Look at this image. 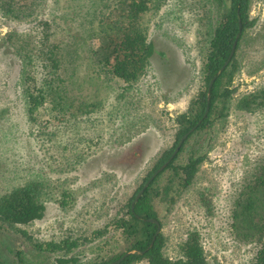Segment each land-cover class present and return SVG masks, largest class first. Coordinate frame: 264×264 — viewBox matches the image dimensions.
I'll return each mask as SVG.
<instances>
[{"label":"rangeland","instance_id":"rangeland-1","mask_svg":"<svg viewBox=\"0 0 264 264\" xmlns=\"http://www.w3.org/2000/svg\"><path fill=\"white\" fill-rule=\"evenodd\" d=\"M35 1L31 9L15 12L23 7L22 0H0V195L9 191L18 174L27 171L44 182L45 211L41 220L0 230V261L108 262L124 252L130 241L111 225L114 217L153 161L171 147L174 119L202 86L205 41L217 23L219 7L211 0H152L139 22L155 53L146 74L131 85L107 82L97 58L92 57L98 46L96 36L120 32L122 22L113 16V5L105 2L108 8L104 9L101 0ZM28 11L31 15L24 17L22 13ZM249 16L255 26L236 54L230 88L235 100L264 87V45L260 44L264 0H251ZM39 21L48 22V32ZM49 43L60 45L63 67L59 74L71 82L74 98L94 105L96 120L73 117L83 109L72 106L70 95L57 106L45 103L40 112L48 114L50 109L54 118L44 115L41 123L30 122L17 53L32 57L33 80L40 84L44 71L37 57ZM55 131L56 135H49ZM68 145L79 146L72 152L78 154L74 159L69 157ZM184 148V153L206 156L198 178L208 177L202 188L210 182L215 191L214 195L195 193L197 178L188 192L176 195L172 202H156L165 256L180 259L178 243L185 237L184 230L192 228L202 237L208 264H249L254 249L230 228L228 190L232 181L244 179L264 157V115L230 108ZM186 157L181 154L178 163ZM165 180L166 175L159 179L160 186ZM98 231L103 235L95 236ZM67 242L77 246L69 252L56 250Z\"/></svg>","mask_w":264,"mask_h":264},{"label":"trees","instance_id":"trees-1","mask_svg":"<svg viewBox=\"0 0 264 264\" xmlns=\"http://www.w3.org/2000/svg\"><path fill=\"white\" fill-rule=\"evenodd\" d=\"M22 1L24 2L23 7L18 10L14 9L15 12L31 9L37 4L35 0ZM151 1L101 0L102 7H105V2L113 5V16H117L122 22L119 33L104 31L99 36L95 35L98 46L92 51V57L97 58L98 64L101 65L99 70L108 80L107 82L118 80L123 84L131 83L133 85L146 74L155 48L147 39L146 30L141 28L139 21L150 10ZM211 1H215L219 7V15L212 33L205 41L206 56L202 69V86L196 97L189 102L186 110L174 119L176 128L174 129L173 144L153 161L148 173L142 178L133 195L121 207L111 223L116 230L120 231L121 235L126 236L127 240L130 239L127 249L118 256L114 255L115 258H110L108 262L100 260L91 262V264L113 263L129 252L134 253L125 257L118 264H208L204 256L202 237L198 231L192 228L184 230L185 237L178 243L180 259L172 261L165 256V239L160 223L161 213L158 211L160 205L156 206V202L170 203L176 195L188 192L187 190L202 173L201 168L206 156L192 152L184 153L186 143L193 136L212 127L219 118L225 116L230 108L252 115H264V87L242 95L236 100L233 96L234 89H230L232 76L236 69V54L248 31L255 26V20L249 16L251 0ZM11 12L13 9L9 11V13ZM22 14H25L24 17L31 15L29 11ZM39 24L48 32L47 21H39ZM239 25L241 26L240 32ZM261 34L264 35V33ZM235 41L234 53L226 67L220 72ZM260 44L264 45V40H260ZM43 47L45 48L43 49ZM43 47L37 57V61L41 63L42 71H44L40 84L33 80L35 65L32 57L29 53H25V55H22L21 52L17 53L22 62L21 78L24 84L23 94L27 102L26 110L29 120L33 124L41 123V118L44 115L52 118L53 116L49 115L50 109L46 111L48 114H42L40 111H43L47 105L57 106L59 101L67 100L73 93L69 84L71 82L68 83L59 74L63 67V50L60 45L49 43ZM30 79L32 80L29 81ZM212 79L214 81L209 92L208 112L204 116L208 86ZM71 104L72 106L77 104L83 109L81 113L84 114V118H80L82 117L81 113L80 115L72 114L73 117H79L84 122L97 119L93 116V104H85L84 99L78 100L73 96ZM192 129L193 131L185 138L170 162L153 178L142 195L134 202L137 193L150 177L170 159L181 137ZM56 134L57 131L49 133V135ZM77 149H79L78 145H68L66 150H68L69 157L72 159L77 157L78 154L72 155V152ZM181 154L182 157L187 155L184 163L177 161ZM164 175H166V180L160 186L159 179ZM200 177L198 178L200 180L195 183V193L207 191L208 194L214 195L213 191L215 190L210 182L202 188V184L209 178L205 175ZM14 181L15 184L9 188V191L0 195V230H3V227L14 228L17 225H29L36 220H41L44 215L43 200L46 196L41 192L44 191V182L39 181L27 171L18 174ZM202 194L206 197L204 193ZM228 195L227 217L230 228L236 238L253 247L254 252L249 264H264V157L251 168L244 179L232 181ZM208 203L211 204L210 199H208ZM119 215L121 216L119 217ZM151 219L157 220L158 233H156L157 226L150 222ZM102 235L103 231L95 233L97 237ZM76 246L75 242L71 244L67 242L62 247L57 246L56 250L63 249L65 252H69ZM70 262H75V260L71 259ZM0 264L4 263L0 261Z\"/></svg>","mask_w":264,"mask_h":264},{"label":"water","instance_id":"water-1","mask_svg":"<svg viewBox=\"0 0 264 264\" xmlns=\"http://www.w3.org/2000/svg\"><path fill=\"white\" fill-rule=\"evenodd\" d=\"M240 31H241V26L239 25V32H240ZM235 45H236V41L234 42V44H233V46H232V50H231V52H230V54H229V57H228L227 61H226V62L224 63V65L221 67L220 72L223 71V69L226 67V65H227L228 62L230 61V59H231V57H232V55H233V53H234ZM213 81H214V79H212V80L210 81L209 86H208V94H207L206 109H205L204 116H205V114H207V112H208V106H209V101H210V93H209V92H210V87H211V85L213 84ZM192 131H193V129L181 137V139H180V141H179L177 147L175 148V150H174L172 156L170 157V159L167 160L166 163H165L164 165H162V166H161V167H160V168H159V169H158V170H157V171H156V172L150 177V179L145 183V185L143 186V188L137 193V195H136V197H135V199H134V202H136V201L138 200V198L142 195L144 189L149 185V183L153 180V178H154L159 172H161V171L166 167V165L170 162V160L173 158V156H174V155L177 153V151L179 150V148H180L181 144L183 143V141L185 140V138H186V137H187ZM132 208H133V206H132ZM150 222L156 224V226H157V231H156V233H158V231H159V224H158L157 220L151 219ZM133 253H134V252L126 253L123 257H121V258L118 259L117 261L113 262L112 264H118V263H120L125 257H127L128 255L133 254Z\"/></svg>","mask_w":264,"mask_h":264}]
</instances>
